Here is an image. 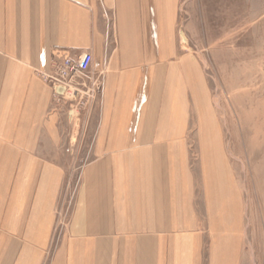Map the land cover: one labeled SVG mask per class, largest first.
I'll return each instance as SVG.
<instances>
[{
    "label": "crops",
    "instance_id": "crops-1",
    "mask_svg": "<svg viewBox=\"0 0 264 264\" xmlns=\"http://www.w3.org/2000/svg\"><path fill=\"white\" fill-rule=\"evenodd\" d=\"M182 3L0 0V264H231L233 248L237 261L208 161L200 178L209 89ZM84 53L101 89L77 111L39 73ZM77 140L93 159L63 213Z\"/></svg>",
    "mask_w": 264,
    "mask_h": 264
},
{
    "label": "rangeland",
    "instance_id": "rangeland-1",
    "mask_svg": "<svg viewBox=\"0 0 264 264\" xmlns=\"http://www.w3.org/2000/svg\"><path fill=\"white\" fill-rule=\"evenodd\" d=\"M181 20L186 49L200 57L209 89L199 123L201 135L210 134L200 139L201 182L208 161L216 176V210L231 212L225 222L234 247L238 231L239 254L236 261L233 248L231 264H264V0H183ZM86 142L80 150L75 141L61 156L63 213L93 159Z\"/></svg>",
    "mask_w": 264,
    "mask_h": 264
},
{
    "label": "built area",
    "instance_id": "built-area-1",
    "mask_svg": "<svg viewBox=\"0 0 264 264\" xmlns=\"http://www.w3.org/2000/svg\"><path fill=\"white\" fill-rule=\"evenodd\" d=\"M93 57L84 53L77 59L70 57L52 61L49 73L40 72L39 76L48 84L59 103L66 99L77 103L78 109H85L99 93L100 83H96L90 73Z\"/></svg>",
    "mask_w": 264,
    "mask_h": 264
}]
</instances>
